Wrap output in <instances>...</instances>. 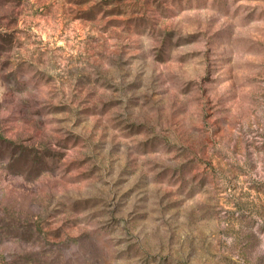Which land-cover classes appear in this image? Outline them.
Instances as JSON below:
<instances>
[{
	"label": "rangeland",
	"instance_id": "1",
	"mask_svg": "<svg viewBox=\"0 0 264 264\" xmlns=\"http://www.w3.org/2000/svg\"><path fill=\"white\" fill-rule=\"evenodd\" d=\"M0 264H264V0H0Z\"/></svg>",
	"mask_w": 264,
	"mask_h": 264
}]
</instances>
